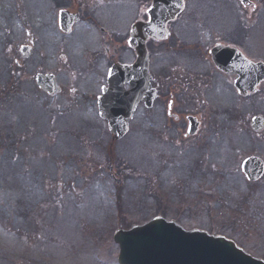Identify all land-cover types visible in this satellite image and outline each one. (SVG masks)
<instances>
[{
  "label": "flooded vegetation",
  "instance_id": "af4514ba",
  "mask_svg": "<svg viewBox=\"0 0 264 264\" xmlns=\"http://www.w3.org/2000/svg\"><path fill=\"white\" fill-rule=\"evenodd\" d=\"M152 3L0 0V34L5 44L2 59L9 58L5 74L9 86L0 96L9 109L21 111L22 120L38 122L42 111L48 119H43L46 124L40 133L78 137L82 152L98 149L106 141L99 137H110L111 147L130 136L145 137L148 154L143 184L147 209L156 213L152 218L166 219L168 214L185 218L182 209L194 218L201 214L203 191L212 194L210 187L203 189V181L210 183L216 177V153L219 148L226 151V137L230 142L233 134L228 127L233 110L224 108V104L234 95L235 77L216 67L211 51L218 46L228 47L245 58V6L240 17H233L232 7L225 2L211 7V16H201L199 8L188 6L168 24L167 37L147 42L151 84L147 103L137 107L128 134L117 143L100 114V101L109 88L111 69L136 63L137 54L130 45L132 27L149 21ZM18 54L20 59L16 60ZM13 60L15 64L11 65ZM11 66L18 72L11 71ZM23 78L29 91H35L41 100L35 102L21 90ZM125 90H131V86L125 84ZM10 93L16 97L12 94L5 99ZM141 117L144 130L136 128ZM248 131L245 125V133ZM121 159L112 151L106 160L95 163L79 177L88 180L101 163L108 161L109 181L128 191L136 180L124 178L121 164L124 161L133 166V162ZM129 172L126 169L124 174ZM160 180L169 188L164 190ZM53 201H58L57 197L48 205ZM151 203L156 207L150 209ZM249 211V199L245 197V216Z\"/></svg>",
  "mask_w": 264,
  "mask_h": 264
},
{
  "label": "rangeland",
  "instance_id": "374dc122",
  "mask_svg": "<svg viewBox=\"0 0 264 264\" xmlns=\"http://www.w3.org/2000/svg\"><path fill=\"white\" fill-rule=\"evenodd\" d=\"M198 1L205 2L207 5L215 1L234 2V0ZM249 1L255 4L256 10L245 8V52L251 58L264 61V0ZM4 45L3 37L0 34V89L2 90L9 86V78L6 79L5 76L9 69V64L6 62L9 58L2 59ZM18 59H20L19 54L16 60ZM12 63L11 65L15 64ZM10 70L18 72L14 66L13 68L11 66ZM62 79L65 80L66 76L62 75ZM21 88L27 93L26 96L37 101L39 97L35 91H29L24 78L21 79ZM12 94L14 95V93H10L5 99H10ZM22 103L25 106V103ZM242 106L243 116L245 119L248 118L249 125L255 116L264 118V90L259 94V97L246 100ZM228 107L230 108V102L224 104V108ZM20 108L22 109L21 104ZM19 114L21 111L7 112L9 118L14 119V123H11V128L5 135L0 128V264H118L119 248L113 242L115 231L119 228L127 230L133 225L144 224L156 214L147 209L148 200L144 195V185L141 184L143 181L138 182L137 195L131 198L125 192L127 187L109 181L110 163L108 161L101 163L99 169L89 175L88 182L96 179L95 183L80 182L79 175L89 171L95 163L106 160L113 151L119 160H122L121 158L135 160L133 166L124 161L122 164L120 163L124 169L122 172L124 178L136 180L144 177L147 167L143 158H146L148 154L146 149L148 140L145 137H140L137 140L136 137L131 136L129 143L124 140L111 147L110 137H99L98 140L106 141L99 145L97 152L100 155L98 157L93 154L95 150L76 155L75 153L82 149V143L78 137L65 136L54 143L55 137L45 138L40 135V130L46 124L43 119L47 118L42 111H39L38 123L31 125L35 129V135L29 125L18 123L15 118ZM246 123L247 121L243 125ZM0 125L8 128L6 122H2ZM136 126L138 130H144L143 117L140 118ZM242 130L245 131V128ZM9 132L12 135H9ZM261 142L256 143L252 138L245 139L244 132L240 130L234 133L233 144L236 151L227 152L229 155L227 166L231 174L233 173L232 180L236 184L232 180H228L227 183L218 180L215 183V190L209 194V197L217 196L215 201L220 203L217 210L214 209L213 213L203 211L201 216L198 213L194 218H189L188 212L182 209L185 218L168 214L167 219H177L188 229L191 227L200 228L212 235L233 238L245 246V252L250 255L253 253L254 256L264 260V219L256 218L257 224L252 221L249 228L245 226V193L248 195L249 192L242 177L238 175L241 162L247 157L257 156L264 160V137ZM51 151H56V153ZM49 152L51 153L48 155ZM21 154L27 159H23ZM47 155L48 158H46ZM223 157L224 154L217 159L216 154L215 166L220 169H223L222 162L226 160ZM231 167H236L238 174L230 170ZM11 169L14 173L12 175L7 173ZM126 169L130 170L127 175L124 174ZM97 172L100 173L99 176ZM218 172L220 171L218 170ZM73 173L77 178L71 184V174ZM19 177L21 179L26 177L27 183L22 186L17 180ZM160 181L164 190L169 188L163 183V180ZM67 184H71L69 187L76 198L69 191L65 196L68 204L64 202L62 208L59 207L58 216L47 217L48 206L42 204L52 201L62 192L65 193ZM114 185L122 194L115 192ZM133 185L135 186L134 183ZM209 186V182H205V187ZM10 188L13 189L10 190ZM20 190L25 194H23L24 203L20 202L17 206L16 202L12 201V197L17 196ZM180 190L174 193L178 194ZM252 190H254V195L261 193V197H263L264 181L250 188V191ZM159 197L163 196L159 195ZM240 198L244 200L240 201L241 204L236 207ZM254 199L258 201L257 197ZM260 202L264 203L263 199ZM119 204L121 206H118V211H116ZM201 205L207 204L201 201ZM41 206L42 208H40ZM149 207L150 209L151 207L155 208L156 205L151 203ZM207 207L209 206L207 205ZM119 209L121 210L119 211ZM21 213H26L23 220L19 218ZM173 213L178 215L176 211ZM53 219H57L55 224Z\"/></svg>",
  "mask_w": 264,
  "mask_h": 264
},
{
  "label": "water",
  "instance_id": "95a60500",
  "mask_svg": "<svg viewBox=\"0 0 264 264\" xmlns=\"http://www.w3.org/2000/svg\"><path fill=\"white\" fill-rule=\"evenodd\" d=\"M159 3L161 1L157 0ZM168 3V1H166ZM247 0H245V3ZM143 47L140 45L137 70L144 62ZM215 61L217 65L228 70L231 74L238 75L235 82L236 89L247 95L248 92H254L256 87L264 81V63L253 64L245 60V79L243 77L242 67L237 63L220 61L216 53ZM239 66V67H237ZM120 75H123L120 73ZM115 82L112 80V83ZM145 82L138 80L134 84L132 94L134 97L127 96L119 98L120 94L114 87L110 96L105 100L107 105H112L109 116V124L117 137L122 136L121 132L127 130L128 118L132 116L135 106L130 108L133 100L138 101L144 95ZM115 93V95H114ZM115 97L116 104L115 107ZM121 104V106H119ZM115 107V108H114ZM122 120H116L114 117ZM257 130L264 127L262 119H255ZM261 163L256 159L248 160L244 165L246 172H258ZM248 172V173H249ZM259 175L252 179H257ZM114 240L121 247L119 256L120 264H264L262 261L254 260L246 255L241 249L224 238L210 237L202 232H185L174 224H166L162 221H155L143 227H135L129 232L118 231Z\"/></svg>",
  "mask_w": 264,
  "mask_h": 264
},
{
  "label": "snow or ice",
  "instance_id": "6c2138e0",
  "mask_svg": "<svg viewBox=\"0 0 264 264\" xmlns=\"http://www.w3.org/2000/svg\"><path fill=\"white\" fill-rule=\"evenodd\" d=\"M242 2H243V0H242ZM148 11H150V9Z\"/></svg>",
  "mask_w": 264,
  "mask_h": 264
}]
</instances>
